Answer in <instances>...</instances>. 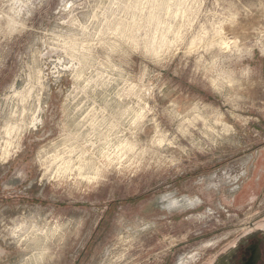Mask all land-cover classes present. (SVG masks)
Here are the masks:
<instances>
[{"label":"rangeland","instance_id":"374dc122","mask_svg":"<svg viewBox=\"0 0 264 264\" xmlns=\"http://www.w3.org/2000/svg\"><path fill=\"white\" fill-rule=\"evenodd\" d=\"M252 242L264 264V0H0V264Z\"/></svg>","mask_w":264,"mask_h":264},{"label":"flooded vegetation","instance_id":"af4514ba","mask_svg":"<svg viewBox=\"0 0 264 264\" xmlns=\"http://www.w3.org/2000/svg\"><path fill=\"white\" fill-rule=\"evenodd\" d=\"M17 179L11 180V183H15ZM261 256L259 243L252 242L248 244V251L247 254L242 259L241 264H258L259 259Z\"/></svg>","mask_w":264,"mask_h":264},{"label":"bare ground","instance_id":"6f19581e","mask_svg":"<svg viewBox=\"0 0 264 264\" xmlns=\"http://www.w3.org/2000/svg\"><path fill=\"white\" fill-rule=\"evenodd\" d=\"M82 175V174H81ZM83 176H84V174H83Z\"/></svg>","mask_w":264,"mask_h":264}]
</instances>
